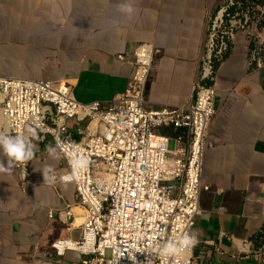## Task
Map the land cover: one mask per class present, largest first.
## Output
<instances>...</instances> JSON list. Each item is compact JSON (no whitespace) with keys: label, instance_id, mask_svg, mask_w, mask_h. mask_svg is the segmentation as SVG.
I'll return each mask as SVG.
<instances>
[{"label":"crops","instance_id":"1","mask_svg":"<svg viewBox=\"0 0 264 264\" xmlns=\"http://www.w3.org/2000/svg\"><path fill=\"white\" fill-rule=\"evenodd\" d=\"M224 0H0V77L62 82L80 103H109L133 76V53L158 54L147 86L151 109L191 103L208 21ZM122 3L131 4L129 18ZM252 44L237 36L219 65L206 138L201 213L193 264H264V75ZM251 57V59H249ZM24 187L19 170L0 174V264H79L54 243L81 239L84 217L59 151L35 137ZM55 148L53 159L47 146ZM0 159L6 157L0 155ZM51 168L54 181L42 170ZM73 206L74 218L59 211ZM50 211L55 216L50 218ZM71 224L69 231L67 225Z\"/></svg>","mask_w":264,"mask_h":264},{"label":"built area","instance_id":"2","mask_svg":"<svg viewBox=\"0 0 264 264\" xmlns=\"http://www.w3.org/2000/svg\"><path fill=\"white\" fill-rule=\"evenodd\" d=\"M263 21L264 0H224L208 21L193 99L182 107L147 106L158 54L150 44L135 48L133 76L109 103H80L62 82L0 77V131L30 142L38 136L49 140L65 164L62 179L75 188L74 207L84 217L82 235L78 241L54 243L58 256L70 251L83 256L79 264H132L131 252L144 264L147 252L156 253L166 240L192 235L201 193L210 190L201 179L207 131L216 114L217 69L239 35L247 37L252 60H257L264 52ZM70 154L92 163L73 173ZM29 166L17 167L23 187ZM68 176L72 179L65 180ZM72 208L58 213L65 224L66 217L74 218ZM194 248L154 258L155 264H193Z\"/></svg>","mask_w":264,"mask_h":264},{"label":"clouds","instance_id":"3","mask_svg":"<svg viewBox=\"0 0 264 264\" xmlns=\"http://www.w3.org/2000/svg\"><path fill=\"white\" fill-rule=\"evenodd\" d=\"M121 13L125 14L129 18L134 13V8L131 4L122 3L119 6ZM47 151L53 159H58L55 148L51 145L47 146ZM0 155L6 157V163L4 159H0V174L12 175L18 166H24L34 158V145L23 135H12L7 131H0ZM70 159L68 161L73 173H79L87 170L91 165L90 161L85 156H78L70 154ZM26 174V168H23ZM51 168H45L42 170V174L45 182H50L55 180V176L51 175ZM65 180L72 179L71 176L65 177ZM199 243L198 239L185 233L182 237L177 240L168 239L158 248L156 253L147 252L144 264H155V259L157 257H175L184 252L190 251ZM122 258L125 255L121 254ZM127 258L132 261V264H140L137 260L136 253H128ZM155 258V259H154Z\"/></svg>","mask_w":264,"mask_h":264},{"label":"rangeland","instance_id":"4","mask_svg":"<svg viewBox=\"0 0 264 264\" xmlns=\"http://www.w3.org/2000/svg\"><path fill=\"white\" fill-rule=\"evenodd\" d=\"M249 1H251V0H249ZM256 11V10H255ZM264 22V21H263ZM264 26V25H263ZM257 38V37H256ZM256 41H258V38L257 39H255V42ZM249 59H251V57H249ZM257 59H259V62H260V66H261V72L263 73V75H264V52H260V54H259V56H258V58ZM107 258H110V252L108 251L107 252Z\"/></svg>","mask_w":264,"mask_h":264}]
</instances>
